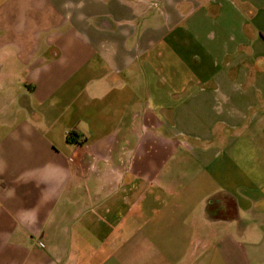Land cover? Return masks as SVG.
<instances>
[{
  "label": "crops",
  "instance_id": "1",
  "mask_svg": "<svg viewBox=\"0 0 264 264\" xmlns=\"http://www.w3.org/2000/svg\"><path fill=\"white\" fill-rule=\"evenodd\" d=\"M0 264H264V0H0Z\"/></svg>",
  "mask_w": 264,
  "mask_h": 264
}]
</instances>
